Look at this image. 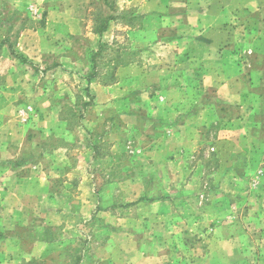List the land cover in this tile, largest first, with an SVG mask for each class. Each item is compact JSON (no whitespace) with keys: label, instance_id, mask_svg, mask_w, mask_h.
Segmentation results:
<instances>
[{"label":"rangeland","instance_id":"1","mask_svg":"<svg viewBox=\"0 0 264 264\" xmlns=\"http://www.w3.org/2000/svg\"><path fill=\"white\" fill-rule=\"evenodd\" d=\"M0 264H264V0H0Z\"/></svg>","mask_w":264,"mask_h":264},{"label":"trees","instance_id":"2","mask_svg":"<svg viewBox=\"0 0 264 264\" xmlns=\"http://www.w3.org/2000/svg\"><path fill=\"white\" fill-rule=\"evenodd\" d=\"M13 55L15 56V57H17L19 60L21 59V60H23L24 61V58L22 57V56H19V55H17L16 53H14L13 52ZM28 62V61H27Z\"/></svg>","mask_w":264,"mask_h":264}]
</instances>
